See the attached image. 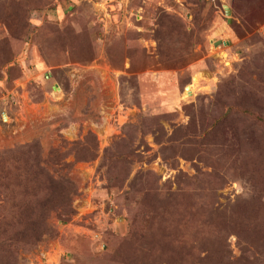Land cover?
Segmentation results:
<instances>
[{
	"label": "rangeland",
	"instance_id": "obj_1",
	"mask_svg": "<svg viewBox=\"0 0 264 264\" xmlns=\"http://www.w3.org/2000/svg\"><path fill=\"white\" fill-rule=\"evenodd\" d=\"M263 8L0 0V264H264Z\"/></svg>",
	"mask_w": 264,
	"mask_h": 264
},
{
	"label": "trees",
	"instance_id": "obj_2",
	"mask_svg": "<svg viewBox=\"0 0 264 264\" xmlns=\"http://www.w3.org/2000/svg\"><path fill=\"white\" fill-rule=\"evenodd\" d=\"M264 1V0H263ZM263 12H264V8H263ZM246 28V27H245ZM247 31V30H246ZM47 182H50V180H48L47 179ZM48 186L50 187L51 185H50V183H48ZM0 249L1 250H9L10 249V247L9 246H6V245H4V244H0Z\"/></svg>",
	"mask_w": 264,
	"mask_h": 264
},
{
	"label": "bare ground",
	"instance_id": "obj_3",
	"mask_svg": "<svg viewBox=\"0 0 264 264\" xmlns=\"http://www.w3.org/2000/svg\"><path fill=\"white\" fill-rule=\"evenodd\" d=\"M192 83H194V84H197L198 83V79L197 78H193V82ZM189 89L188 90H186V94L187 93H191V91H192V87H188ZM57 92H58V90H57Z\"/></svg>",
	"mask_w": 264,
	"mask_h": 264
},
{
	"label": "water",
	"instance_id": "obj_4",
	"mask_svg": "<svg viewBox=\"0 0 264 264\" xmlns=\"http://www.w3.org/2000/svg\"><path fill=\"white\" fill-rule=\"evenodd\" d=\"M226 12H227V14L229 13V11H228V9H226ZM189 88H188V86L185 88V90H188ZM55 90V89H54ZM189 95H191V93L189 92Z\"/></svg>",
	"mask_w": 264,
	"mask_h": 264
}]
</instances>
